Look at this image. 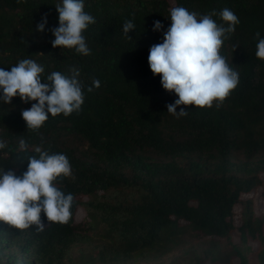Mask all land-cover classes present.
<instances>
[{
  "label": "trees",
  "instance_id": "trees-1",
  "mask_svg": "<svg viewBox=\"0 0 264 264\" xmlns=\"http://www.w3.org/2000/svg\"><path fill=\"white\" fill-rule=\"evenodd\" d=\"M60 4L0 0V68L32 59L46 81L76 67L85 92L79 112L49 115L37 131L21 116L34 101L0 102V170L19 176L38 150L65 154L72 175L56 183L74 196L66 224L43 213V231L0 221V264L157 263L178 249L168 264L187 257L193 264H264V212H257L255 198L264 187V60L255 55L256 32L264 38V0H84L96 20L83 33L87 56L52 47ZM177 6L200 15L215 11L217 23L228 8L240 21L221 48L239 73L237 87L219 107L216 101L211 108L188 106L180 117L166 107L178 97L148 64ZM125 20L136 25L131 39L122 30ZM155 21L162 30H153ZM94 79L100 87L89 92ZM80 208L88 213L77 222Z\"/></svg>",
  "mask_w": 264,
  "mask_h": 264
},
{
  "label": "clouds",
  "instance_id": "clouds-1",
  "mask_svg": "<svg viewBox=\"0 0 264 264\" xmlns=\"http://www.w3.org/2000/svg\"><path fill=\"white\" fill-rule=\"evenodd\" d=\"M84 8V0H62V4L56 5L59 25L50 30L54 36L53 48L74 49L84 56L90 54L83 33L96 20ZM216 15L215 11L200 15L185 7H172L171 24L163 32L162 43L149 49L151 72L160 77L165 91L178 97L166 105L167 112L174 116H186L188 106L211 108L216 101L219 107L239 83V73L221 55L224 41L235 32L239 18L228 8L218 14L221 23L213 19ZM46 23L45 14L37 31L44 32ZM135 29L133 20L124 21L122 30L129 39V32ZM162 29L161 22L155 21L153 30ZM255 37L258 40L255 55L264 60V38H260L259 32ZM42 73L44 68L32 59H23L10 70L0 68V102L11 104L15 97L23 103L34 101L30 108L21 111L27 129L32 131L39 130L49 115L69 116L79 112L85 98L78 68L72 67L69 75L54 71L46 81L42 80ZM93 87L99 88L100 81L94 79L87 91L91 92ZM20 145L26 147L25 141L21 140ZM4 147L0 141V149ZM38 152V158L29 157L22 175L0 170V221L21 230L35 225L43 231L42 213L47 221L59 224L68 223L72 215L74 196L65 194L56 183L72 175L68 157L62 153Z\"/></svg>",
  "mask_w": 264,
  "mask_h": 264
},
{
  "label": "rangeland",
  "instance_id": "rangeland-1",
  "mask_svg": "<svg viewBox=\"0 0 264 264\" xmlns=\"http://www.w3.org/2000/svg\"><path fill=\"white\" fill-rule=\"evenodd\" d=\"M264 191V187L262 188V189H259L258 191H257V193H256V195H255V198L256 199H259V201H261V203H259L258 204V202H257V207H256V210H257V212L259 213V212H264V198H263V195H262V192ZM87 211H86V209L85 208H80L79 210H78V212H77V214H76V221L77 222H79V221H81V220H83L86 216H87ZM239 238H240V236L239 235H237V236H235V240H236V242H238L239 241ZM194 241H196V240H194ZM193 241V242H194ZM197 242V241H196ZM223 244H225V243H223ZM201 250V249H200ZM181 252H182V250H176L174 253H171L170 255H169V257H167L166 259H165V261L164 262H157V263H155V262H152V263H146V262H142V263H140V264H168V263H170V262H172V260L175 258V256L176 255H178V254H181ZM180 262L182 263V264H193L192 262H193V260L192 259H190V258H181L180 259ZM203 264H209V262H204Z\"/></svg>",
  "mask_w": 264,
  "mask_h": 264
}]
</instances>
